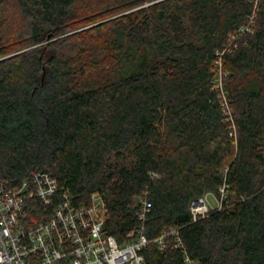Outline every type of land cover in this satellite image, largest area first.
<instances>
[{
	"label": "trees",
	"instance_id": "1",
	"mask_svg": "<svg viewBox=\"0 0 264 264\" xmlns=\"http://www.w3.org/2000/svg\"><path fill=\"white\" fill-rule=\"evenodd\" d=\"M37 172L146 264H264V0H0V181Z\"/></svg>",
	"mask_w": 264,
	"mask_h": 264
},
{
	"label": "built area",
	"instance_id": "2",
	"mask_svg": "<svg viewBox=\"0 0 264 264\" xmlns=\"http://www.w3.org/2000/svg\"><path fill=\"white\" fill-rule=\"evenodd\" d=\"M207 203L200 199L193 204L195 218L207 213L203 210ZM141 204L138 215L145 220L151 208L145 195ZM105 212L98 193L89 205L77 206L49 173H34L18 186L2 180L0 264H146L141 251L150 241L144 228L120 242L107 233ZM167 235L155 242L163 247Z\"/></svg>",
	"mask_w": 264,
	"mask_h": 264
},
{
	"label": "rangeland",
	"instance_id": "3",
	"mask_svg": "<svg viewBox=\"0 0 264 264\" xmlns=\"http://www.w3.org/2000/svg\"><path fill=\"white\" fill-rule=\"evenodd\" d=\"M210 199H211V201H212V203H213V205H214V204H215L214 200H213L212 198H210ZM210 209H212V207L210 206L209 203H207V204L205 205V207L203 208V210H206V212H208ZM206 212H204V213H206Z\"/></svg>",
	"mask_w": 264,
	"mask_h": 264
}]
</instances>
